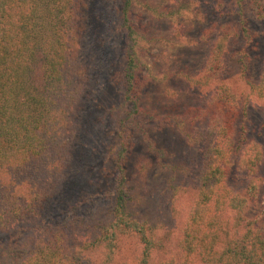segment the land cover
<instances>
[{"label":"rangeland","instance_id":"obj_1","mask_svg":"<svg viewBox=\"0 0 264 264\" xmlns=\"http://www.w3.org/2000/svg\"><path fill=\"white\" fill-rule=\"evenodd\" d=\"M250 1L134 0L129 15V26L134 28L131 36L122 27L119 10L124 0H102L111 23L105 26L95 18L81 23L87 29L79 41L77 64L88 73L87 99L74 125L69 154H65L67 169L57 181L61 192L43 215L0 226V264H46V258L54 256L52 251L59 259L67 257L65 264H76L79 256L92 258L96 252L90 255L84 248L114 217L116 169L121 160L129 193L127 213L146 222L157 238L166 241L165 250L153 253L149 264H164L175 256L198 198L206 152L197 136L204 128L184 124L182 118L214 93V88L199 81L210 47L204 32L213 24L227 25L240 35L226 58L227 83L239 100L238 130L246 140L238 143L234 162L241 158L242 165L239 162V168L232 169L230 185L250 199L245 218L264 230V184L260 183L251 199V178L242 169L256 161L257 147L264 151V97L251 88L259 83L264 62V20L254 17ZM127 54L134 57L136 76L143 85L139 106L146 116L130 132L129 151L120 155L121 126L132 110L124 94ZM151 116L166 124L153 122ZM66 227L69 251L63 256L56 244ZM232 239L229 234L219 245L220 255ZM142 248L135 237H121L110 261L137 258ZM104 252V248L98 251L101 262L107 260Z\"/></svg>","mask_w":264,"mask_h":264},{"label":"trees","instance_id":"obj_2","mask_svg":"<svg viewBox=\"0 0 264 264\" xmlns=\"http://www.w3.org/2000/svg\"><path fill=\"white\" fill-rule=\"evenodd\" d=\"M133 1L124 0L119 10L124 19L122 27L131 36L134 28L129 26V15ZM250 8L258 21L264 20V0H251ZM91 18L105 26L111 23L102 0H0L1 227H7L13 220L43 215L61 192L57 181L67 169L65 154H69L74 125L87 99L88 73L77 64V59L79 41L87 29V25L81 26V23ZM243 31L244 37H248L247 30ZM239 37V33L227 25L213 24L204 32L210 47L199 81L203 86L214 88V93L200 106L190 108L182 118L184 124L204 128V132L197 134L200 143L206 146L204 165L199 177L198 198L192 204L178 250L171 260L163 261L164 264L212 261L264 264V230L245 218L250 199L237 194L230 185L231 171L235 165L239 168L241 161L240 158L234 162L238 143L246 140L238 130L239 100L227 83L226 58L230 45ZM126 57L124 94L132 110L121 126L120 155L129 151L130 132L139 127V119L146 116L139 106L143 85L136 76L134 57L131 54ZM251 88L255 95L264 97V62L259 83L252 84ZM151 120L166 124V120L153 116ZM146 141L152 148L147 135ZM257 149L256 164L242 167L251 178V199L255 198L260 183L264 184V176H261L264 151ZM115 183L114 217L103 224L96 239L86 244L84 249L90 255L96 252L95 255L92 258L79 256L76 264H114L110 259L121 237L133 236L143 248L141 256L134 259L126 256L116 264H149L153 253L165 250L164 239L157 238L146 222L127 213L129 193L123 160L118 161ZM67 228L61 229L58 235L63 239L56 244L63 256L69 251L64 240L68 237ZM229 234L234 239L220 255L219 245ZM101 248L106 250L107 259L102 262L98 254ZM52 255L53 258H46V264L66 263L67 257L59 259L53 251Z\"/></svg>","mask_w":264,"mask_h":264}]
</instances>
